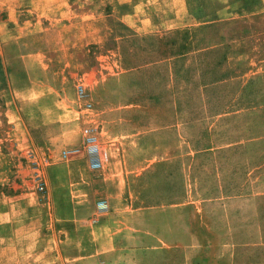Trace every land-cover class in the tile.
<instances>
[{"label": "rangeland", "instance_id": "374dc122", "mask_svg": "<svg viewBox=\"0 0 264 264\" xmlns=\"http://www.w3.org/2000/svg\"><path fill=\"white\" fill-rule=\"evenodd\" d=\"M0 264H264V0H0Z\"/></svg>", "mask_w": 264, "mask_h": 264}, {"label": "built area", "instance_id": "2783aa9c", "mask_svg": "<svg viewBox=\"0 0 264 264\" xmlns=\"http://www.w3.org/2000/svg\"><path fill=\"white\" fill-rule=\"evenodd\" d=\"M77 97L80 102L84 103L83 108L85 110L91 109L92 104L88 99V94L83 85L77 87ZM81 135V146L63 151L62 158L66 159L70 155L82 154L91 171L101 169L103 167V160L107 156L101 150L100 136L97 128L86 126L83 128Z\"/></svg>", "mask_w": 264, "mask_h": 264}, {"label": "trees", "instance_id": "16d2710c", "mask_svg": "<svg viewBox=\"0 0 264 264\" xmlns=\"http://www.w3.org/2000/svg\"><path fill=\"white\" fill-rule=\"evenodd\" d=\"M191 32L185 31L182 33V41L183 43L178 48V54H181V51H184L190 47V44L193 43V37L191 36ZM176 53V54H177Z\"/></svg>", "mask_w": 264, "mask_h": 264}, {"label": "crops", "instance_id": "0c3cea01", "mask_svg": "<svg viewBox=\"0 0 264 264\" xmlns=\"http://www.w3.org/2000/svg\"><path fill=\"white\" fill-rule=\"evenodd\" d=\"M60 213L62 214V216H65V217L69 216V218H71L73 220L76 218V216H80L79 215L80 212H60Z\"/></svg>", "mask_w": 264, "mask_h": 264}]
</instances>
